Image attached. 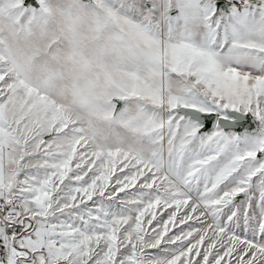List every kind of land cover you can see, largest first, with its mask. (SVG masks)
<instances>
[{
  "label": "snow or ice",
  "instance_id": "1",
  "mask_svg": "<svg viewBox=\"0 0 264 264\" xmlns=\"http://www.w3.org/2000/svg\"><path fill=\"white\" fill-rule=\"evenodd\" d=\"M0 264H264V0H0Z\"/></svg>",
  "mask_w": 264,
  "mask_h": 264
}]
</instances>
